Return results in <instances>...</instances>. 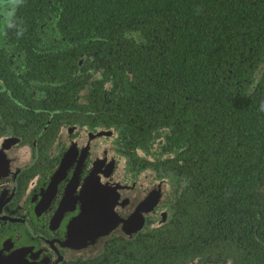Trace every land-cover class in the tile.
Masks as SVG:
<instances>
[{
    "label": "flooded vegetation",
    "instance_id": "flooded-vegetation-1",
    "mask_svg": "<svg viewBox=\"0 0 264 264\" xmlns=\"http://www.w3.org/2000/svg\"><path fill=\"white\" fill-rule=\"evenodd\" d=\"M0 264H264V0H0Z\"/></svg>",
    "mask_w": 264,
    "mask_h": 264
},
{
    "label": "trees",
    "instance_id": "trees-1",
    "mask_svg": "<svg viewBox=\"0 0 264 264\" xmlns=\"http://www.w3.org/2000/svg\"><path fill=\"white\" fill-rule=\"evenodd\" d=\"M78 8H75L74 10H76ZM71 12L69 11V13L71 14V21H70V24H69V27H70V31H71V34L73 36H82L83 35V31H84V26L82 25L83 22L81 21H78V19H76L74 22V18H78V16H81V14L76 11V12ZM113 22H115L117 24V22H120V20L118 18H113ZM101 28L104 27L103 25L100 26Z\"/></svg>",
    "mask_w": 264,
    "mask_h": 264
}]
</instances>
